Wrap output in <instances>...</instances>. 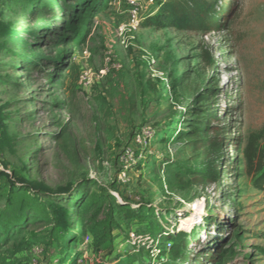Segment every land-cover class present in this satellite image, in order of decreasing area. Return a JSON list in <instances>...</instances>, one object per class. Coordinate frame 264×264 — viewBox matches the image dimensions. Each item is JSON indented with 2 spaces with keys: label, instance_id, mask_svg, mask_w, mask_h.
I'll list each match as a JSON object with an SVG mask.
<instances>
[{
  "label": "rangeland",
  "instance_id": "obj_1",
  "mask_svg": "<svg viewBox=\"0 0 264 264\" xmlns=\"http://www.w3.org/2000/svg\"><path fill=\"white\" fill-rule=\"evenodd\" d=\"M230 6L203 35L129 32L128 0H0V264H156L158 226L193 235L188 264L219 247L222 264H264L244 159L248 140L264 152V0ZM206 108L221 182L198 175Z\"/></svg>",
  "mask_w": 264,
  "mask_h": 264
},
{
  "label": "trees",
  "instance_id": "obj_2",
  "mask_svg": "<svg viewBox=\"0 0 264 264\" xmlns=\"http://www.w3.org/2000/svg\"><path fill=\"white\" fill-rule=\"evenodd\" d=\"M167 0L157 2L158 10L153 15H148L145 20L150 25H158L162 27H171L181 32H194L198 34H210L222 31L230 22L234 13V8L238 0ZM145 22V21H144ZM208 96L202 98V102L209 101L211 97L215 98L218 94L217 90L209 89ZM206 108L201 111L205 115V120L198 122L193 126L195 135L205 138H199L195 142H201L206 149V158L203 160L199 168L198 175L201 181H223L220 179L221 171L219 169L220 161L223 157L224 142L218 137H209L212 131L211 119H215L217 113L209 111ZM224 129V128H221ZM188 134V133H186ZM236 145V144H233ZM260 146L252 140H248V147L244 153V159L250 174L258 175L256 186L260 190H264V157ZM170 228V225L167 226ZM155 240L163 239V247L157 254L158 263L156 264H188L190 261L191 250L189 249L192 234L179 232L177 235L164 231L160 226L154 231ZM171 243V248L167 249L166 244ZM35 246V245H34ZM223 247L211 250L205 255V259L201 261V255L194 256L192 264H222ZM135 260L128 258L121 264H133Z\"/></svg>",
  "mask_w": 264,
  "mask_h": 264
},
{
  "label": "built area",
  "instance_id": "obj_3",
  "mask_svg": "<svg viewBox=\"0 0 264 264\" xmlns=\"http://www.w3.org/2000/svg\"><path fill=\"white\" fill-rule=\"evenodd\" d=\"M157 0H128V14L130 21L126 23L125 27L129 32L139 30L144 24V21L148 15H153L158 10ZM149 136L145 129L136 132L134 135V144L136 146H143L147 144ZM264 154V152H263ZM137 157V149L133 145L127 146L124 150L121 158L119 159L120 165L125 168L128 163L132 162ZM171 248V243L166 244V248ZM167 248V249H168ZM39 246L35 245L32 249L33 253H38Z\"/></svg>",
  "mask_w": 264,
  "mask_h": 264
}]
</instances>
